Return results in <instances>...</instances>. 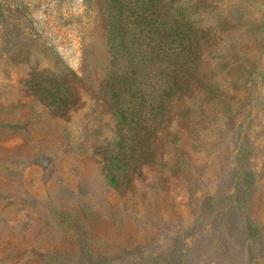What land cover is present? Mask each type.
<instances>
[{"label":"rangeland","instance_id":"rangeland-1","mask_svg":"<svg viewBox=\"0 0 264 264\" xmlns=\"http://www.w3.org/2000/svg\"><path fill=\"white\" fill-rule=\"evenodd\" d=\"M216 96L175 125L130 191L101 174L113 135L100 0H0V264H264V0H207ZM74 69L82 104L50 116L20 82Z\"/></svg>","mask_w":264,"mask_h":264},{"label":"trees","instance_id":"trees-1","mask_svg":"<svg viewBox=\"0 0 264 264\" xmlns=\"http://www.w3.org/2000/svg\"><path fill=\"white\" fill-rule=\"evenodd\" d=\"M106 22L109 68L97 95L114 121L111 138L96 149L101 174L127 192L146 167L170 161L196 104L216 96L207 57L220 37L200 15L207 0H100ZM24 94L54 118L82 104L83 79L69 66L32 68L20 82Z\"/></svg>","mask_w":264,"mask_h":264}]
</instances>
